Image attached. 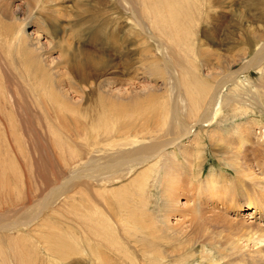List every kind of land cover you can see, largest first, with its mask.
<instances>
[{"label":"rangeland","instance_id":"1","mask_svg":"<svg viewBox=\"0 0 264 264\" xmlns=\"http://www.w3.org/2000/svg\"><path fill=\"white\" fill-rule=\"evenodd\" d=\"M146 1H153L151 4L155 9L168 8L165 17L157 16V23L169 19L171 25L174 24L169 28L171 31L168 29L169 33L159 32L161 44L158 49L157 43L151 40L141 44V38L135 36L136 27L128 13L123 12L120 0H0V212L5 214V207L2 210L4 195L19 200L33 196L29 200L34 198L35 201L43 192L45 179L51 183L54 179L73 177L82 170L89 176L94 175L91 169L94 160L102 162L119 149L107 145L109 141L104 142L98 137L95 128L99 131L104 130L102 125L108 129L117 128L127 120L138 125L146 115L155 116L161 122L158 116L169 115L175 102L179 116L187 119L189 126L194 124L191 128L193 136L189 138L193 139L196 133L195 143L191 145L195 152L192 160L202 167V175L199 182H194L188 172L180 177L186 181V189L180 186L178 190L181 191H177L180 195L172 206L186 211L183 216L181 211L167 212L163 181L156 177L155 181L148 182V207L156 230L165 233V228H176L183 223L174 235L164 236L168 238L166 241L175 242V248L168 247V251L163 248L164 253L169 259L176 260L171 264H262L264 256L261 253L252 260H242L240 256L244 250L264 249V55L256 58L252 62L254 66L243 73L245 61L264 42V0ZM145 7L148 9V3ZM101 21L105 23L104 29L100 27L103 26ZM146 28L150 32V22ZM252 32L263 33V37L255 39L249 34ZM111 36H115L118 45H106V39ZM245 36L250 43L242 45ZM32 39L40 40L42 56L39 60L30 61L29 56H25ZM62 48L87 51L110 64L101 78L111 86L107 88L109 92L126 90L122 99L97 92L94 88L96 80L92 77L87 83L80 84L83 93L80 97V93L68 88L71 81L79 85V78L63 63ZM244 50L245 57L242 55ZM208 52L210 56H206ZM174 55L179 57L182 65L173 61ZM58 76L62 81L59 88L54 84ZM244 76L247 81H243ZM174 78L188 83L189 88L178 85L177 89L171 80ZM192 84H196L195 87ZM200 86L203 87V100L212 96L216 103L215 115H211L208 125L204 126L196 122L197 118H189L187 108L190 98L196 96L194 90ZM55 89L66 92V97ZM99 95L105 96L104 102ZM116 101L122 104V113L112 112L111 105ZM105 107L109 110L96 127L95 117ZM199 109L197 114H201V110L204 112L203 105ZM85 110H90L86 116L81 114ZM244 125L251 127L250 142L231 135L232 129L239 128H242L239 132L242 134L246 129ZM217 130L224 138L215 137L213 141L210 133ZM115 138L111 144L124 143L127 137ZM182 144H187V139L184 138ZM171 161L167 164L171 165ZM145 167L136 168L133 174L121 180H116L120 175L117 174L114 182L103 184L104 187L96 184L97 178L87 177L85 181L90 184V190L86 193L91 196L90 203L85 202L84 195H75L79 200L78 212H86L84 204L90 205L89 210L93 212L95 196L106 199L107 206L103 209L107 211L108 208L118 223L114 224L111 233L114 241L110 243L114 250L118 248L122 253L100 251L103 257L99 258L97 253L89 255L96 258L95 262L79 253L69 263L62 264L80 260L79 264H142V247L136 242L139 234L134 227L136 223L128 214L121 215L125 210L120 209L119 204H112L120 197L127 205L130 201L124 195L115 197L110 189L123 191L125 188L129 192L130 188L134 194L131 179ZM211 173L215 175L208 179ZM62 198L55 201V207L61 206L59 199ZM252 208H256V212L252 213ZM9 214H5L6 217ZM38 223L35 221L24 229L32 230ZM163 233L159 236L163 237ZM190 238L193 240L187 242ZM188 243L193 245L185 246L187 250L178 248ZM231 244H237L241 249L234 256L229 255L233 254ZM200 246L205 248V257L199 254ZM182 250H186L183 256ZM117 255L128 261H118Z\"/></svg>","mask_w":264,"mask_h":264},{"label":"bare ground","instance_id":"2","mask_svg":"<svg viewBox=\"0 0 264 264\" xmlns=\"http://www.w3.org/2000/svg\"><path fill=\"white\" fill-rule=\"evenodd\" d=\"M120 1L123 3L121 5L123 12L128 13L129 17L133 22V27H136L137 35L135 34L134 35L136 37L141 38V44H145L146 40H151L152 42L157 43L156 48L158 49L161 44L160 33L165 34L166 32H168L169 28L174 27V24L171 25L169 19H165V20L163 19V23L161 22L157 23V21L155 20L157 16L165 17L168 8L164 7L166 11L163 8L155 9V7L151 4L153 1L148 2L146 0H133V1H138L137 3H133L130 0H120ZM146 3H148V9L145 7ZM147 22H150L152 26L150 32L146 28ZM101 23H103V26L100 25V27L104 29L105 23L103 21H101ZM169 31L171 30L169 29ZM263 33H261V35H259V33H254V32L249 34L253 38L257 39L259 38V36H261L262 38ZM37 37L39 38L40 36L38 35ZM114 37L115 36H111L107 38L106 43L108 44L106 45H110V44L116 45L118 41ZM249 43H250L249 38L245 36L244 40H242V45H247ZM39 45H40L39 39L31 40L30 49H29L30 51L28 50L25 53V56L27 55L29 56L30 61H34L42 56V53L39 52L40 50ZM49 46H51V44ZM74 50L72 49L68 50L66 48H62L60 50V56L63 60V63L66 64V66L70 71L76 73L79 78V85L72 83L73 81L70 80L71 82L68 83L69 86L68 88H71V90L73 89L78 94L80 93L79 95L80 97L83 95V93L81 92L80 84L87 83L88 79L92 77L94 78V80H96L94 88H96L97 92L105 93V94L109 93L108 94L110 95L109 97L112 96L118 100L122 99L121 98L122 94L123 93L125 94L126 90L123 93L114 90L109 92L107 91V88L110 85L105 81V79L101 78V76L103 75L102 72L103 73L106 72V70L110 67L109 66L110 64L105 63L104 61L100 60L98 56H95L87 51H82L77 49L76 51ZM256 50L257 48L252 52L251 58L245 61V64L243 66L244 69L243 73L245 72V70L248 71L249 68H252V66H254L252 62L256 60V58H258L260 55H264V42L261 48L257 51ZM245 52L246 50L242 52L243 53L242 55L244 57L246 56ZM207 55L210 56L209 52L208 54L206 53V56ZM173 61L178 66L182 65V62L179 59V57L175 55L173 56ZM91 70H95V73H90ZM180 70L181 72H183V69ZM60 77L61 76H58L56 81L54 82V84H57V88H59V85H62V81ZM227 77L229 76H225V78ZM245 78L246 77L244 76L243 81H247L245 80ZM171 80H174V83H176L175 87L177 89H178V85H180L181 88L182 86H188L187 85L188 83L183 84L177 78ZM232 81L233 80H231V82ZM227 82L228 81H226V83ZM243 83L247 84V82H243ZM195 85L196 84H192V86L194 87ZM219 86H221V84ZM199 88L194 90L195 91L194 94L196 96L195 98H190L189 100L190 104L187 108H188L189 118H197L196 122L203 123L204 126V125H208L207 123L211 119L210 116L215 115L214 112L216 111L215 110L216 103H215V99L212 96L211 97L208 96L206 100H203V96H201L202 93L201 90L203 89V87L200 86ZM55 90L61 93L60 89H55ZM217 90H219V88ZM178 92L180 93V91ZM62 93L66 97L67 95L66 92H62ZM98 98H101L100 99L101 102H104L105 96L99 95ZM118 102L116 101L115 104L111 105L112 112L114 114L117 112L122 113V107H121L122 104ZM202 105L204 106V112L201 110V114L200 113L197 114V112H199L200 110L199 108ZM108 110L105 107L104 111H101V113H98V115H96L95 117L96 118L95 120L97 122V124L95 123L96 127L98 126V122L100 120L103 121L102 116ZM85 111H82L81 114H85L86 116V113L90 110H85ZM178 111L179 110L177 109L174 102V105H172L170 109L169 115L158 116L161 122H159L158 119L154 118L155 116L150 117V115H146L142 119V122H140L138 125L135 124V121L129 122L131 120H127L124 122L121 121L122 123H120V125L117 128L108 129L107 127H105V125H102L104 128V130L102 131H99L98 127L95 128L96 130L95 133L96 134L98 133L97 134L98 137L102 138L104 142L109 141L106 143L107 145H110L112 147L117 146L119 147V149L115 148L117 149L116 152L114 154H110L106 156V158L102 162H99L98 160H94L95 163L92 164L93 168H91L93 170L94 175L89 176V174L84 173L86 171L81 169L82 171L81 172L79 171L80 173L78 172V174L76 173V175L74 174L73 177L65 178L62 180L54 179L53 180L54 183L53 182L49 183V181L45 179L43 184L44 185L43 192L41 194L39 193L40 195L38 198H36L35 201L33 200L34 198L32 200H29L33 196L27 197L26 200H19L20 198L14 199L11 198L10 196L6 197V195H4L3 198L5 200L3 201L2 204V210L5 207V214H9V213L11 214H9L6 217L4 213L0 212V264H58V263L62 264L64 262L69 263V260L73 256L79 255V253H83L84 255H86L87 260L89 261H94L96 259V258L92 259L89 256L95 253H97L96 257L98 258L102 256V253L110 254L111 252H117L118 254H121L122 251L118 248L114 250L113 243H110L111 241H114V235L111 234L115 229L114 224L117 225L118 223L116 224V222L114 221L115 219L113 218V215L110 214L108 208L107 211L103 209L107 206L106 199H104L102 196H95L93 200L95 207L93 212L89 210L90 205L89 206L87 204L83 205L81 202V206L83 205L84 208H86V212H82L84 210L78 212L79 200L75 198V195L77 194L84 195L83 197H85V202L90 203L92 201V199L90 198L91 196L86 193L89 192L90 190V184L85 181L87 177L90 178L94 177L95 179L97 178L96 184L98 185L101 186L103 184L111 185L112 184L111 182H114L115 180L116 177L115 175L120 174L116 180H121L126 175L131 173L133 174L136 168L142 166L145 167L146 165L147 167H145L141 171L139 170L140 172L135 174L134 177L131 179L132 180L131 186H132V190L134 191V194L128 186L126 187L129 188V192L127 190L125 191V188L123 189V191L120 188H118L120 189L118 191H115L116 188L110 189V193L113 194L115 197H119L118 195L127 196L126 199H129L130 204L127 205L128 203L126 204V202L124 201L125 199L121 197H120L121 199L120 198L118 199L119 200L118 202H112V204L114 203L113 204L114 206L119 204L120 209L124 208L125 212H121L122 216L128 214L130 219L133 217L135 221L133 223H136L134 227L135 229H137L139 233L138 236H136L137 237L136 242L137 243L139 242L138 244H140V246L142 247L141 256H140L142 264H171L172 262H175L176 261L175 259L174 260L169 259V257H167V255L163 251V248L166 251H168V247L175 248L174 246L175 242L166 241V239L168 238L165 239L164 236H166L167 234L169 236L170 233L173 234V232L179 231L183 223L180 221L181 222L180 225L176 228L173 227L165 228L164 229L165 233H163L160 229L156 230V228L154 227L153 215L150 213V207H148L149 196L147 190L149 189L148 187H150V184L148 185V182L153 180L155 181L156 177L158 180H160V182L163 181L162 193L166 201H168L166 206L167 212L174 213L181 211L180 213L183 216L186 213V211L184 210L182 211L180 209L176 210L172 206V203L175 200V198L180 195L177 192V191L179 192L181 191L178 190L180 186H183L184 190L186 189L185 188L186 181L181 180L180 177L183 174H185V172H188L189 175L193 178L194 182H199L201 179L200 176L202 175L201 173L202 167L199 165V163L194 164L195 162H193L192 160L193 159L192 157L195 158V152H192L191 145L195 143L197 136L196 133H194L195 136L193 139H189L191 136H193V132H191V128L192 126H194V124L189 126L188 120L183 117H180ZM104 120H106V118ZM191 122H193V120ZM238 126L239 124L236 127L238 128ZM244 126H246V129H243L244 131L242 134L239 133L242 130V128H239L237 130L232 129L233 131L232 133L231 132L230 133L234 137L237 136L239 140L250 142L249 134L251 132V127L248 125H244ZM222 135L223 134L217 130L210 133V139L213 140L215 137H220ZM115 137H127V138L124 143L111 144L110 142L112 141V138ZM184 138L187 139V144L181 145V141ZM125 146H129V148L127 147L124 148ZM173 146L176 148H174ZM169 149H173V150H171V152H168ZM99 159L101 160V157H99ZM170 159L172 161L169 163H172L173 165L167 164V161H169ZM87 160L89 161V159ZM225 164L227 165L226 162ZM194 165L197 166L199 165V166L197 168ZM230 168L238 174V172L235 170V168L232 165H230ZM160 171L162 172V174L160 173ZM214 175H215L214 173H211L208 175L207 178L212 179ZM153 176L155 177V179ZM142 178L143 180H141ZM188 181L189 184L191 185L192 184L191 181L190 180ZM80 188H82L83 190ZM173 191L176 194H174ZM145 195L147 196V199ZM61 196L63 197L62 199H59V201L62 202L60 203L61 206L55 207L54 206L55 201ZM250 210H252V213L256 212V208H252ZM35 221H38L39 223L38 225H34V228L32 230L30 228L24 229L25 227L32 225L33 222ZM152 227H154L155 229L151 231ZM12 230L15 231L11 232ZM20 231L21 233H19ZM10 232H11V236L9 234ZM162 233H163V237L159 236L162 235ZM192 240L193 239L190 238L189 240H187V242H190ZM124 241H130V239H125ZM90 242H92V245ZM192 245H193L192 243H188L182 246H178V248L184 249L185 246H192ZM231 245L232 247L230 252H232L233 254L232 255L229 254L230 256H234L235 252L241 251V249L239 250V246L237 244H231ZM200 247L201 249L199 250V254H201L202 257H205L203 256L206 254L204 250L205 248L203 246ZM186 250L181 251L183 253L182 256L185 255ZM260 253L261 256L263 257L264 249H256L253 252L249 250L246 251L244 250V252L241 253L240 258L242 260H246V259L252 260L257 258L260 255ZM224 257H226V255ZM115 258L118 261L122 260V262L128 261L126 258H123L122 255L119 256L117 255ZM220 259H222L221 256ZM80 261H75V262L71 261L72 262L71 264H79ZM262 264H264V260L262 261Z\"/></svg>","mask_w":264,"mask_h":264}]
</instances>
